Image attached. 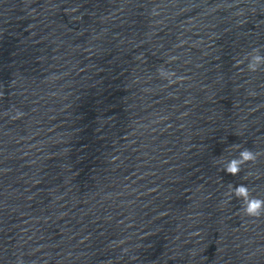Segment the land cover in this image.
<instances>
[{"label":"water","instance_id":"obj_1","mask_svg":"<svg viewBox=\"0 0 264 264\" xmlns=\"http://www.w3.org/2000/svg\"><path fill=\"white\" fill-rule=\"evenodd\" d=\"M253 49L264 0H0V264H264Z\"/></svg>","mask_w":264,"mask_h":264},{"label":"clouds","instance_id":"obj_2","mask_svg":"<svg viewBox=\"0 0 264 264\" xmlns=\"http://www.w3.org/2000/svg\"><path fill=\"white\" fill-rule=\"evenodd\" d=\"M253 52L257 54L252 57V61L248 63L247 67L249 71L255 72L261 64H264V56L258 54L259 49H253ZM237 64H240V62L237 61ZM170 75H174V73H168V76ZM258 155V153L245 148L240 151L237 158H233L228 161L224 171L235 176L240 173L241 165L250 161L255 162ZM232 193H234L237 198H242L244 205V215L249 217H260L262 214H264V199L252 196L250 194V189L246 185L240 184L235 186L234 188L231 187L229 195H231Z\"/></svg>","mask_w":264,"mask_h":264}]
</instances>
